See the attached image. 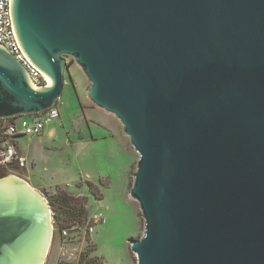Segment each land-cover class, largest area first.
<instances>
[{
	"label": "water",
	"instance_id": "water-1",
	"mask_svg": "<svg viewBox=\"0 0 264 264\" xmlns=\"http://www.w3.org/2000/svg\"><path fill=\"white\" fill-rule=\"evenodd\" d=\"M9 14L50 85L0 47V119L57 105L74 62L138 156L136 264H264V0H10ZM43 198L0 178V264H44Z\"/></svg>",
	"mask_w": 264,
	"mask_h": 264
},
{
	"label": "rangeland",
	"instance_id": "rangeland-1",
	"mask_svg": "<svg viewBox=\"0 0 264 264\" xmlns=\"http://www.w3.org/2000/svg\"><path fill=\"white\" fill-rule=\"evenodd\" d=\"M67 62L73 61L67 58ZM64 81L57 102L59 118L49 124V133L40 139L21 137L16 142L27 159L31 182L47 190L45 200L56 186L86 197L89 226L93 227L62 239L52 219L53 236L44 264H78L80 254L93 245L96 251L89 257L102 258L105 264H136L129 240L141 237L143 221L129 190L138 156L119 121L102 110L91 109L96 107L86 96L89 83L75 64L64 73ZM81 135L90 141L79 142ZM0 171V178L23 179L11 167Z\"/></svg>",
	"mask_w": 264,
	"mask_h": 264
},
{
	"label": "built area",
	"instance_id": "built-area-1",
	"mask_svg": "<svg viewBox=\"0 0 264 264\" xmlns=\"http://www.w3.org/2000/svg\"><path fill=\"white\" fill-rule=\"evenodd\" d=\"M9 2L10 0H0V47H3L23 67L32 88L46 87L49 85L47 78L26 60L17 44L11 26ZM57 118L59 113L55 105L42 114L10 118L13 119L12 122L4 121L5 140L0 144V169L11 167L16 171L24 168L25 160L16 150L15 138L39 137Z\"/></svg>",
	"mask_w": 264,
	"mask_h": 264
},
{
	"label": "trees",
	"instance_id": "trees-1",
	"mask_svg": "<svg viewBox=\"0 0 264 264\" xmlns=\"http://www.w3.org/2000/svg\"><path fill=\"white\" fill-rule=\"evenodd\" d=\"M74 62H67L66 70L72 67ZM70 76V75H69ZM72 80V79H71ZM13 119H0V144L5 140L3 135L4 121L12 122ZM21 137V136H20ZM17 137V138H20ZM14 143H16V139ZM47 202L52 212L54 228L60 238L69 237L71 232L85 230L88 232L89 222L91 219L88 215L87 199L76 194H72L66 187L56 186L51 195L46 196ZM96 251L95 245L87 249L86 252L80 254L78 264H105L102 258L96 256L89 257Z\"/></svg>",
	"mask_w": 264,
	"mask_h": 264
},
{
	"label": "crops",
	"instance_id": "crops-1",
	"mask_svg": "<svg viewBox=\"0 0 264 264\" xmlns=\"http://www.w3.org/2000/svg\"><path fill=\"white\" fill-rule=\"evenodd\" d=\"M91 109H93V110H94V109H97V110H98V108H94V107H91ZM99 110H100V109H99ZM48 126H49V125H48ZM48 126H47L46 129L44 130L43 134H42L41 136L38 137L39 139H40L41 137H43L45 133H49ZM83 135H84V134H83ZM83 135H81V137H79V140H80L79 142H85L86 140H88V141L91 140V141H92L93 138H94V137L92 136L91 133L89 134V135H90V138H89L90 140L87 139V138H85ZM85 136L88 137V135H85ZM22 137H23V136H22ZM101 137H102V139H106V137L104 136V134H102ZM20 138H21V137H20ZM17 139H19V138H17ZM17 139H16V141H17ZM88 141H86V142H88ZM15 146H16V150H17L18 154H19L21 157H23L24 160H25V167L22 168V169L16 170L17 173H18L19 175H21L22 178L25 179L26 182H28L32 188H34L36 191L40 192L43 196H45L44 194H47V193H48L47 190H45L44 188H42L40 185H38V184H34V183L31 182L30 177H29V176H30V174H29V170L27 169V159H26V158L21 154V152L19 151V149H18V142L15 143ZM32 166H34V163L32 164Z\"/></svg>",
	"mask_w": 264,
	"mask_h": 264
},
{
	"label": "flooded vegetation",
	"instance_id": "flooded-vegetation-1",
	"mask_svg": "<svg viewBox=\"0 0 264 264\" xmlns=\"http://www.w3.org/2000/svg\"><path fill=\"white\" fill-rule=\"evenodd\" d=\"M1 170V169H0ZM1 172V171H0Z\"/></svg>",
	"mask_w": 264,
	"mask_h": 264
},
{
	"label": "bare ground",
	"instance_id": "bare-ground-1",
	"mask_svg": "<svg viewBox=\"0 0 264 264\" xmlns=\"http://www.w3.org/2000/svg\"><path fill=\"white\" fill-rule=\"evenodd\" d=\"M50 85V84H49Z\"/></svg>",
	"mask_w": 264,
	"mask_h": 264
}]
</instances>
